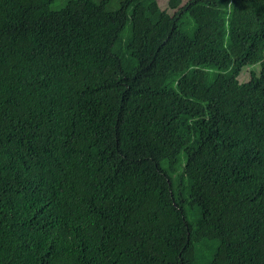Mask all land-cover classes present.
Listing matches in <instances>:
<instances>
[{"label": "trees", "instance_id": "1", "mask_svg": "<svg viewBox=\"0 0 264 264\" xmlns=\"http://www.w3.org/2000/svg\"><path fill=\"white\" fill-rule=\"evenodd\" d=\"M53 2L0 0V264H264V0Z\"/></svg>", "mask_w": 264, "mask_h": 264}, {"label": "rangeland", "instance_id": "2", "mask_svg": "<svg viewBox=\"0 0 264 264\" xmlns=\"http://www.w3.org/2000/svg\"><path fill=\"white\" fill-rule=\"evenodd\" d=\"M72 0H54V2L51 4V9L52 10H59L61 8H63L64 6H66L68 4V2H70ZM99 1V0H96ZM123 0H110L109 3V8L110 9H116L120 6V3ZM170 0H158V3L160 5V7L162 9L167 10L168 12H170L171 14H173L175 12L174 8H171L170 4H169ZM182 4L186 3L188 0H181ZM129 28V24L126 25V30ZM261 69V65L259 63L253 64V65H247L245 67L242 68V71L239 75V80L241 82H245L248 81L251 78L252 73H259ZM188 215L191 221H196L197 219H199V213L198 210L196 208H188ZM208 250L205 251V253H207ZM213 252L210 250V253Z\"/></svg>", "mask_w": 264, "mask_h": 264}]
</instances>
